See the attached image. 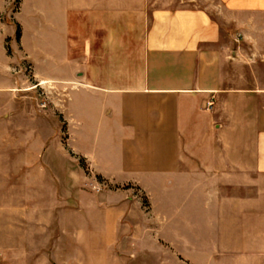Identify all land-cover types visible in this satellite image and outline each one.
I'll use <instances>...</instances> for the list:
<instances>
[{"label": "crops", "instance_id": "crops-1", "mask_svg": "<svg viewBox=\"0 0 264 264\" xmlns=\"http://www.w3.org/2000/svg\"><path fill=\"white\" fill-rule=\"evenodd\" d=\"M33 13L21 11V53L38 86H68V153L88 166L85 264L126 234L159 238L182 264H264V0ZM33 108L0 99V134H55Z\"/></svg>", "mask_w": 264, "mask_h": 264}, {"label": "rangeland", "instance_id": "rangeland-1", "mask_svg": "<svg viewBox=\"0 0 264 264\" xmlns=\"http://www.w3.org/2000/svg\"><path fill=\"white\" fill-rule=\"evenodd\" d=\"M67 2L0 0V82L14 83V90L1 91L0 99L27 100L44 117V125L56 131L0 134V264L88 261V166L68 153V126L63 118L68 86H38L32 79V65L21 53L20 40L9 37L12 28L17 32L22 10L31 22L36 13L33 9L40 7L53 15L54 8ZM48 64L39 67L45 71L50 69ZM42 102L47 103L46 110L41 109ZM109 189L113 190L106 187ZM139 199L147 209L146 199ZM117 238L105 264L183 262L178 252L165 249L166 244L155 236L126 234ZM102 257L105 259V254Z\"/></svg>", "mask_w": 264, "mask_h": 264}, {"label": "built area", "instance_id": "built-area-1", "mask_svg": "<svg viewBox=\"0 0 264 264\" xmlns=\"http://www.w3.org/2000/svg\"><path fill=\"white\" fill-rule=\"evenodd\" d=\"M213 105H214V103H213V100H212V101H210V102L207 104V109H208V110H211V109L213 108ZM40 106H41V109H43V110H46V109L48 108L46 102H42V103L40 104Z\"/></svg>", "mask_w": 264, "mask_h": 264}, {"label": "trees", "instance_id": "trees-1", "mask_svg": "<svg viewBox=\"0 0 264 264\" xmlns=\"http://www.w3.org/2000/svg\"><path fill=\"white\" fill-rule=\"evenodd\" d=\"M20 38H21V31H20V27L17 26L16 39L19 41Z\"/></svg>", "mask_w": 264, "mask_h": 264}]
</instances>
